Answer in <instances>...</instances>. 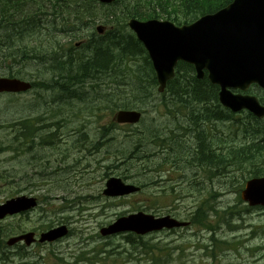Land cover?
Listing matches in <instances>:
<instances>
[{"label": "rangeland", "instance_id": "rangeland-1", "mask_svg": "<svg viewBox=\"0 0 264 264\" xmlns=\"http://www.w3.org/2000/svg\"><path fill=\"white\" fill-rule=\"evenodd\" d=\"M16 1L14 6L21 2ZM36 5L37 0H31L27 6L35 8ZM12 9H4L3 15L6 14L11 22L20 21V17ZM40 19L43 32L49 34L54 32L60 43L68 39L64 31L70 27L58 13L54 14L51 9H44V13H40ZM2 24L0 35L5 32L10 35L9 26L4 22ZM29 25L33 26L34 22H30ZM6 41L8 44L11 43L8 39ZM4 51L3 53H8L11 49L7 48ZM24 53L31 55L30 63L34 64L19 65L20 78L39 80L40 74L36 69L54 63L45 49L41 57L37 46H30ZM126 64L131 63L127 61ZM90 84L72 85V98L60 94L59 90L35 88L30 93L22 94L17 101L22 118L40 116L39 120L42 123L38 125L45 124L46 129L40 130L33 143L25 145L24 148L28 149L25 153L22 151L19 155L12 151L2 153L0 172L14 173L15 185L19 186L20 194L34 195L39 203L27 214L3 222L4 230L0 237L9 235L11 233L9 229L14 225L19 226L22 231H42L46 228L40 225L47 223L48 220H52L51 226L65 223L73 232L53 243H37L29 249H21L19 255L6 264H72L74 261L72 257L75 258L95 247H103L105 251L120 254L109 257L101 254L98 257L103 260L94 264H214L209 258L202 257L201 251L194 252L192 249L196 240L197 243H201L202 238L206 239L209 236V233L202 229L197 233V239L194 238L192 234L199 227L177 231L163 230L133 239L127 237L128 232L107 236L99 233L102 226L111 223L118 215L138 210L154 215L170 214L183 220L195 209L199 201L205 198L211 199L217 210L218 224L215 227L220 231L216 234L217 237L233 235L241 242L246 230L236 229L235 233H229L227 227L234 224L242 227L255 225L261 228L264 241V209H247L245 204L238 200L237 188L244 179L238 171L227 168L226 173L209 181L206 168L184 164L189 153L194 152L196 141L194 135L191 136L180 129L181 125L187 124L181 114H167L163 107H159L158 111L153 105L160 98L138 103V107L145 112L144 122L158 124L160 136L156 144H149L150 151L147 152L156 154L137 163L129 160L126 164H121L123 158L117 154V148L123 145L125 139L135 137L140 125L131 127V130L127 125L115 126L111 132L104 135L105 137L98 139L100 128L107 126L111 121L114 122L113 114L116 108L102 110L100 103L90 102L97 93L104 91L108 86L102 84L93 87ZM1 100L5 105L0 117L11 118L12 97L5 95ZM57 106L68 109L67 124L56 122L53 125L56 120L52 119V112ZM95 107L98 110L93 112ZM69 112L77 113V116L74 117ZM51 133L53 137L49 139L50 144L38 143L42 135ZM6 134L1 131L0 138L6 140ZM83 134L85 136H82ZM161 139L163 141H160ZM181 150L186 152L180 159ZM162 157L168 162L162 165L161 172L158 174L150 170L152 161ZM146 166H149V170H143ZM120 171L130 174L125 181L146 183L147 186L131 196L113 198L103 195L105 181L112 175L121 177ZM152 180L157 182L151 183ZM13 186L14 184L3 183L4 194H1L0 198L12 193ZM213 193H217L216 196H212ZM234 246L238 249L228 250L226 255L229 257L219 259L216 263L239 264L245 258V252H238L241 244L234 242ZM235 254H240L241 258H235Z\"/></svg>", "mask_w": 264, "mask_h": 264}, {"label": "trees", "instance_id": "trees-1", "mask_svg": "<svg viewBox=\"0 0 264 264\" xmlns=\"http://www.w3.org/2000/svg\"><path fill=\"white\" fill-rule=\"evenodd\" d=\"M18 1H21L19 5L14 6L16 0H0V29L4 22L10 30V35H7V32L3 33L4 36L0 35V56L13 63L16 54H19L20 64L25 66L31 62V55L24 53L30 46H37L41 57L46 47L54 63H50V66L38 67L36 70L40 75L51 77L53 82L41 80L39 81L41 87L51 86L53 91L59 90L67 96V93L72 94L71 86L77 83L80 86L91 83L90 86L93 87L108 84L110 90L97 93L90 102L100 103L102 108L106 106L132 108L145 100L157 98V82L145 50L127 29L126 19L165 17L176 24L189 23L203 14L220 9L231 0H115L108 5L100 4L96 0H37L38 5L35 8L27 6L30 0ZM6 8H13L12 11L21 20L11 22L6 14L3 15ZM44 9H51L54 14L58 13L68 22L70 29L64 31L69 44L66 49L61 47L54 32L49 34L42 31L40 13H44ZM97 18L108 27L103 34H97L94 30ZM30 22H34V25L30 26ZM7 39L10 44L7 43ZM73 40H80L77 48H73ZM7 48L11 51L3 53L2 50ZM127 61L131 64L127 65ZM42 64L44 63H39ZM214 94V87L205 78L200 80L195 78L191 65L178 62L175 67V77L168 81L165 91L160 95L161 100L153 105L157 110L159 107H164L169 114L178 113L183 109L185 115H188L186 117L188 126L196 123L197 126H193L194 128L191 126L186 128L189 130V135H193L191 131L196 134L197 145L194 151L196 154L188 161L191 165L217 166L216 157L206 148L209 142L205 129L200 126L205 118H193L197 114L211 115V112L205 110V105L208 100L214 103L216 99ZM255 127H259L258 132L261 133L264 124L257 123ZM229 132L234 138L239 134L238 126L232 125ZM159 135L158 124L141 121L138 134L127 139L125 144L117 148V154L123 158L121 164H126L129 160H134L133 163L139 162L145 157V153L150 151L147 144L149 142L156 144ZM102 138L100 134L98 139ZM230 145L237 146L239 143L232 142ZM252 149H257L256 153L264 154V137H260L255 142H244L234 148L230 156L235 157L241 152ZM184 152L186 151H180V159ZM163 162L153 161L151 170H158ZM254 171L262 173L264 167H257ZM126 175L127 173L123 172V176ZM211 205L216 213L212 203ZM205 219L204 203L197 207L191 220L197 224H204ZM102 251L93 248L83 252L82 257L86 258L87 254L92 253V257L96 258Z\"/></svg>", "mask_w": 264, "mask_h": 264}, {"label": "water", "instance_id": "water-1", "mask_svg": "<svg viewBox=\"0 0 264 264\" xmlns=\"http://www.w3.org/2000/svg\"><path fill=\"white\" fill-rule=\"evenodd\" d=\"M108 4L114 0H97ZM127 25L142 42L151 60L162 92L166 82L173 78L177 61L193 65L196 77L204 71L212 84L220 87L219 101L233 111L246 107L254 114L264 116V107L254 99L253 103L244 96L232 95L228 87L242 88L257 83L264 89V0H232L215 13L206 14L190 24L174 25L168 20H127ZM98 33L103 32L97 26ZM30 84L17 79H0V90H26ZM141 113L136 109H120L115 113L117 123L134 124ZM103 194L122 196L138 190L137 186L125 184L118 177H110ZM242 198L249 204L264 205V177L253 178L246 183ZM36 205L34 197L20 196L0 205V218ZM165 215L155 217L144 212L120 216L111 224L101 227V235L130 231L139 235L147 232L185 225ZM66 225L48 229L40 234L39 241H53L67 234ZM34 233L28 232L8 240L12 244L23 239L26 244L34 241Z\"/></svg>", "mask_w": 264, "mask_h": 264}, {"label": "flooded vegetation", "instance_id": "flooded-vegetation-1", "mask_svg": "<svg viewBox=\"0 0 264 264\" xmlns=\"http://www.w3.org/2000/svg\"><path fill=\"white\" fill-rule=\"evenodd\" d=\"M19 55H16L12 66L9 64H5V60L2 56H0V65H2V70L0 71V78H17L21 79L19 76ZM218 92V87H215ZM234 94L248 95L254 96L258 99L259 103L264 105V91L256 84H250L245 89H231ZM12 97V110L13 116L0 117V132H6V140H2L0 138V155L6 151H12L15 154H20L22 149H25L23 153H25L28 149L24 148L27 143H31L29 141L30 129H32V133L35 132V128H29L28 125L22 123V117L20 115V107L17 104L22 92L19 90L16 91H0V99H4V96ZM212 100H208L205 105V110L211 112V115H202L198 114L196 117H204L205 121L201 122L200 126H203L206 132L210 134V136L214 139H218L220 137L222 139L226 138V132L228 129V109L220 106L216 100L214 103H211ZM2 106L0 105V116L3 113V107L5 103L3 100L0 101ZM10 109V108H9ZM233 116H237L242 121H246L247 119H251L253 116L247 110H240L237 113H233ZM191 127L197 126L196 123L190 125ZM194 128V127H193ZM194 132V131H193ZM209 153H218L221 152L224 148V145H209L206 147ZM196 150V147L194 151ZM257 152V149H252L251 151H245L238 154V157L244 161L246 166L249 168V174L254 175L256 172H253L255 168L258 167L257 163L253 161L254 156ZM194 152L189 153L188 158L184 161L186 166H189L188 162L193 157ZM217 162L219 168L214 170L213 176L208 179L212 181L213 178L219 177L223 174L224 163L223 160L217 155ZM249 156V157H248ZM15 174L0 172V195L4 194L3 191V183L14 184L13 192L9 193L7 196H2L0 198V204H3L6 200L20 196V188L15 185ZM186 182V180H184ZM217 193H213L212 196H216ZM207 199V198H205ZM16 216H20L19 214L10 215L7 214L3 218L0 219V234L3 233L4 227L2 223L5 222L9 218H13ZM229 233H235L236 229H244L246 232L244 233V237L241 242L236 240L233 235L230 237H217V240H213L214 236L212 235L213 230L208 228L204 229V231L209 233V236L205 239L202 238L201 245L198 246L197 240L192 245V249L194 252L201 251V256H205L209 258L212 262L213 257L216 258L215 262L219 259H224V257H229L226 255V252L230 249L237 250V246H234V242L241 244V248L238 250L239 253L245 252V258L242 259L239 264H264V241L261 236L260 227L255 225H250L249 227L242 226H229L227 227ZM11 232L9 235L0 237V264H5V262H11L14 257L18 256L21 249H29L30 247L23 246L20 242L14 245H7V239L10 237L18 236L24 231H22L19 226H13L9 229ZM192 236L197 239V231H194ZM235 258H241L240 254H235ZM221 264V263H217Z\"/></svg>", "mask_w": 264, "mask_h": 264}, {"label": "bare ground", "instance_id": "bare-ground-1", "mask_svg": "<svg viewBox=\"0 0 264 264\" xmlns=\"http://www.w3.org/2000/svg\"><path fill=\"white\" fill-rule=\"evenodd\" d=\"M30 1H31V0H30ZM32 3H33V2H32ZM33 4H34V3H33ZM33 4H31V5H33ZM35 4H36V3H35ZM35 4H34V5H35ZM8 16H9V15H8ZM14 16H15V15H14ZM17 16H18V15H17ZM9 18H10V17H9ZM11 18H12V16H11ZM16 18H17V17H16ZM16 18H15V19H16ZM14 24H15V23H14ZM0 30H1V29H0ZM0 33H1V32H0ZM3 36H4V35H3ZM78 46H79V45H78ZM78 46H77V47H78ZM45 50H47L46 47H45ZM2 51L5 52L4 49H3ZM47 51H48V50H47ZM72 52H73V51H72ZM19 65L21 66L20 63H19ZM96 110H98L97 107L94 108L93 112H95ZM93 112H92V113H93ZM92 113H91V114H92ZM69 123H70V122H69ZM73 123H74V122H73ZM45 129H46V128H45ZM41 130H42V129H41ZM50 130H51V129H50ZM92 135H93V134H92ZM104 137H105V136H104ZM181 138H182V137H181ZM84 141H85V140H84ZM171 141H172V140H171ZM181 143H182V142H181ZM181 143H180V144H181ZM135 147H136V146H135ZM105 148H106V147H105ZM169 148H170V147H169ZM130 149H131V148H130ZM156 158H157V157H156ZM128 164H129V163H128ZM139 172H140V171H139ZM144 212H145V211H144ZM145 213H147V212H145Z\"/></svg>", "mask_w": 264, "mask_h": 264}]
</instances>
